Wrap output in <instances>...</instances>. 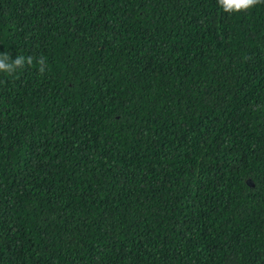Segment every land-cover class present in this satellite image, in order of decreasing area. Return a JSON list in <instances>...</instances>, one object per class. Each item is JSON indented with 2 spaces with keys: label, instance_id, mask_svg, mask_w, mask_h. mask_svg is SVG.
Masks as SVG:
<instances>
[{
  "label": "trees",
  "instance_id": "trees-1",
  "mask_svg": "<svg viewBox=\"0 0 264 264\" xmlns=\"http://www.w3.org/2000/svg\"><path fill=\"white\" fill-rule=\"evenodd\" d=\"M0 264H264V3L0 0Z\"/></svg>",
  "mask_w": 264,
  "mask_h": 264
},
{
  "label": "clouds",
  "instance_id": "clouds-1",
  "mask_svg": "<svg viewBox=\"0 0 264 264\" xmlns=\"http://www.w3.org/2000/svg\"><path fill=\"white\" fill-rule=\"evenodd\" d=\"M264 3V0H217L218 7L228 14H235L248 11L256 5ZM38 65V71L43 75L47 69L44 57L34 58L32 56L18 55L11 59L8 53H0V73L13 75L18 70H23L25 66Z\"/></svg>",
  "mask_w": 264,
  "mask_h": 264
}]
</instances>
